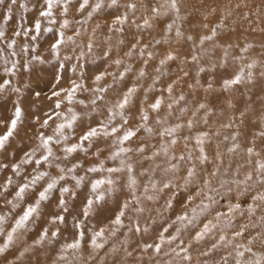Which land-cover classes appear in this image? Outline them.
<instances>
[{"label":"rangeland","instance_id":"1","mask_svg":"<svg viewBox=\"0 0 264 264\" xmlns=\"http://www.w3.org/2000/svg\"><path fill=\"white\" fill-rule=\"evenodd\" d=\"M169 1V9H171V6L175 5L176 11L178 10L182 12L178 21H183L184 25L189 26L190 29L188 32L181 33L179 30L175 31L169 27L171 19L160 21L156 18L152 20H148L151 17L148 19L145 18V15L157 11L156 5L152 0H118L115 6L112 5V0H102V7L93 13V17L89 20L87 25L83 23L84 18L87 16L88 12L92 11L97 0H92L91 3L88 2V5H86L82 11L80 10L79 5L83 0H53L50 9L48 8L47 0H15V2H13V0H2V2H0V78L11 80L9 86L0 90V131H3V123L11 116L17 103H19L24 109V119L22 124L17 129L16 134L8 144L7 148L0 152V183L5 180L7 175H12V173L10 171L8 172V170L2 167V165L7 163L10 167L13 163L22 160L25 154L34 148V145L30 144L34 142L35 135L37 134L33 118L39 116L43 119L45 112H47L48 115L52 114L50 109L54 108L53 102L62 98L63 93L60 96H53L52 94L57 90L71 87V79L67 78V70L70 69L73 64H75L77 68H79L81 64H83L85 68H93L102 64L108 71H116L117 73L125 71V68L130 65L133 71L126 77V82L121 85H113L114 92L112 90L108 91V96H111L113 93L115 94L113 95V98L116 102L120 98L122 91H126L127 87L132 86V77L136 75L137 69L142 67L146 71L145 77L135 81L138 85V81H143L144 79L147 80L149 76L147 68L156 58H161L162 56V58H167L169 55L174 57V59L169 61L165 68L151 74V92L154 91V98L158 96L161 97L159 89L163 87V81L164 87L173 84V81H178V83L173 85L172 90H176L177 93L181 92L185 94L186 96L183 97L185 99H183L180 104L173 103L164 110L162 108L163 105H161V108L157 111V115L153 117V114L148 107V103L144 99L135 95L133 103L129 105V108L126 111V115L130 121L129 126L134 127L141 122L142 112L147 110L149 114L147 125L153 129L151 135L144 133L142 129L138 132L139 144L136 143L138 138V136H136L130 143L123 145L124 147L133 149L128 153L126 157L127 161L135 162L138 166H141L139 161L144 160L146 166H148V162L153 161L160 167L164 166L166 168L167 166L170 167L169 163H177V160L181 156H184L185 160L191 156L192 161H198L201 165L202 156H207V159H209L208 161H213L215 159V151L218 152V149L220 151L224 146V144L219 143L221 139L217 142L218 136L214 135L213 132L216 131L221 137L222 135L225 136L228 130L231 131L232 129H240L247 126L246 123L243 124V122L237 124L234 120V116L232 118L231 116L225 118L224 113L221 111L218 113V120L221 122L222 127L221 124L217 125L219 127L215 128L214 126H207L202 132H198L197 129L193 127V129L189 130L190 134L188 136L183 135L182 131L184 125L190 124L189 119L192 115L195 114V118L198 117V114L195 113L194 110L200 99L197 97L195 100V94H203L204 96L202 98L204 101H208L212 104L213 110L219 108L218 106L222 104L223 106L226 104H235V102L241 98L242 92H240V84L243 78H247L250 81L256 80L254 78L260 73L258 70H262V68L260 69L258 66L254 65V62L258 60L257 58H261V52L259 53L258 48H256V42L252 43L248 38L250 35V32L248 34V31H250L251 28L252 31L258 30L255 31L258 33L257 37L261 36V24L259 23L264 20L263 14H260V17H257L255 21L252 19L254 16L253 13H255L254 9H256L254 3L257 0H238L237 2H234L231 7L228 6L229 3L223 0H186L187 3L191 4V8L194 7V4L198 5V10L195 15V24H191L189 21V11L187 10V7L182 8L178 6L177 3H171L172 0H166V2ZM158 2L163 3L162 0H158ZM130 4L135 5V8H130ZM45 9H48L51 12V15H41V12ZM217 9L220 13L222 11L224 12V10H229L228 13L231 11H238L235 13L236 17L232 16L229 19L227 16L224 18V14L221 15L222 13L218 14ZM115 17H126L127 19L125 23L118 24L114 19ZM65 20L68 21L67 28L64 27ZM36 21H39L40 23V32L37 34V39L33 40L31 38L33 32L28 31V29ZM231 22L234 23L235 28ZM96 23H100L101 28L94 32L93 27ZM219 26L221 28H219ZM238 27L240 33H242V30L245 31L242 35L244 34L246 37L245 39H242L243 36L241 35L239 42L237 43L232 41V33L230 35L227 34L228 36L226 35V39L224 38L223 40L226 47H223L224 50L221 49L219 67L222 65L225 66L228 62L225 56V48H230L234 51L237 48L239 50V55L242 54V59H234V57H232L229 62H231V65L233 63L234 65H244V69L246 70H244L245 73L243 72L240 75L235 76L233 73H228L227 71L226 73H223L222 79L217 71L214 70L209 73H203L201 68L193 70L192 65L198 64V60L207 62L205 56L206 43L213 44L214 42L212 41H217V46L214 49L213 54L209 53L210 57L215 59L216 56H218L217 52L221 48L218 40L222 33H224V30L225 32L228 30L229 33V31L238 29ZM45 29H51L52 33L46 32ZM78 29L83 32V35H80V37L77 38L78 42L82 43L85 40H91L94 44L93 52L86 53L84 57L77 59L79 52L84 49L73 46L65 47L62 50V55L60 56L59 61L53 62H56L57 67L60 62H63L66 78L59 79V82L53 85L49 83L53 77L49 76L46 72V67L51 66L52 63V61L49 60L47 53H45V56L40 60H34L33 57L37 55L41 56L44 51L43 42L47 40L49 35L63 32L65 37H67L68 35H72L74 30ZM156 31L159 34H156ZM184 35L188 38H194V42L190 43L184 41ZM161 37H163L162 46L164 47V50H160V42H158V38L160 39ZM12 42H14V47L9 46ZM196 44L197 47L194 49ZM25 47L28 48L27 52L25 51ZM32 48H36L37 51L34 53L31 51ZM106 49H111L107 60L102 59V51L105 52ZM129 50H131L133 54L131 56H124L123 53ZM85 51L87 50L85 49ZM181 53H183L182 56H177ZM233 54H235V52ZM65 55L70 58L65 60ZM116 58H120L121 60L126 61V63L120 65L118 69L114 64L108 63L109 60ZM21 65H23V67ZM13 66H15V74H9L8 70L13 68ZM61 73H63V69H61ZM185 73H187V75H184ZM192 75L194 76L192 77ZM71 78H74V76ZM107 79L109 80L111 78L107 77ZM225 81H228L229 83L226 85ZM101 84H103V82ZM149 85L150 84H148L147 87ZM16 89H20V91L18 92ZM40 89H44L42 95L36 99H32V93ZM171 95H175V93L171 92ZM207 95L213 97L212 99L210 98L211 101L209 98H206ZM49 96L52 97L51 100L48 99ZM77 96L78 98H83L80 94H77ZM154 98H152L151 95L150 102ZM249 104H252L251 99ZM101 110H104V108L100 107V111ZM77 111H82V109L77 107ZM97 115L98 114L91 117V119H88L89 125L92 123V119H99V116ZM211 115H213V111H207L203 119H210ZM215 116L216 115L211 118L215 120ZM117 119H119V117H117ZM81 120H85V118L83 117ZM117 123H119V120H117ZM78 125L79 122L76 125L74 133L81 135L82 132L80 131V128H77ZM177 125H179L178 128ZM168 128H176L177 130L175 133L169 134L165 131ZM141 134L143 135V140L146 139L147 142L149 141V145H147L148 147L142 144L143 140L140 142ZM253 136L256 137L259 143L256 144L253 141L249 142L250 157L252 154L254 156V162H256L257 165H261L264 164V135H256V133L252 131L250 140ZM191 138L193 140L192 143L190 141ZM197 138L202 139L204 141L203 144H198ZM109 145L110 144L101 137L94 142L93 147L105 146L106 150H110V147H107ZM161 145L168 146L169 151L167 153L162 152L160 150ZM138 148H143V151L137 152L136 149ZM201 148L203 149V152L200 151ZM154 152L158 154L153 155ZM184 162L185 161H181L182 164ZM119 163L120 160L118 159L117 161L112 162L109 166L114 165L117 167ZM22 167L24 168L22 169L21 176L14 177V184L22 182L24 177L30 176L33 172L31 166L22 165ZM142 172L143 170L138 167L134 170L132 175H135L136 177L137 174L139 175ZM200 173L201 176H203V181L205 177L209 176L206 171L200 170ZM254 173L255 172L243 173L245 181L242 189L244 188L248 177L251 176L252 178ZM96 175L97 178H100L101 174ZM105 176L114 181L120 180L117 178L116 173H113L110 176L105 174ZM153 178L157 179L159 176L153 175ZM139 180L141 179L138 177V188H140ZM122 183L127 190L131 192L128 188L129 184ZM37 187L39 188V185ZM85 187H87V185ZM113 187H115V185L105 184L102 186L101 191ZM141 191V189L139 192L137 191V195H140ZM147 194L151 193L149 192ZM105 195L107 197L109 193H105ZM208 195L212 196L213 194L212 192H209ZM58 196V191H53L50 200L44 202L41 205L39 212L34 214V218L29 223H26V229L18 230L15 235L14 243L4 255H0V264H8L9 260H12L13 264H53V262H55V264H67V262L70 264H80L83 257L92 252L93 247L90 243L86 244L81 241L79 237L73 240L75 231L81 230L75 229V224L79 221H82V227L88 230V235H91L93 231H96L101 226L105 228L104 236L97 241L104 246L96 249L99 254L95 259L90 261V264H97L101 256H104L103 264H124V261L120 256L121 254L125 255V248L128 252L132 253V256L127 257L128 264H151L161 256V253H154V256H149L148 254L152 252V249H149L146 252L147 255H145V251H143L141 246L146 241L152 242L157 238L161 228L168 223L169 218L173 216L176 208H174L171 215L165 214L163 219L157 216L155 210L151 213H136L128 211L124 221V227L116 232V236L109 239L110 233L106 230V226L108 229L112 227L110 221L114 213L111 211H105L99 214H89L87 217L81 216L82 203L86 198L84 193L79 200L76 199L72 202V207L69 209L70 215L67 214L68 219L65 224H51L49 222V217L61 211L52 203L53 200L57 203ZM258 197L255 200L240 198L239 201H236L242 206L240 211L235 214H230L238 217L239 215L241 216L240 212H243L242 216H261L263 210L260 209L257 204ZM12 198L13 197L0 195V214L6 215V222L0 225V231L3 232V235H0V242H2L4 236H6L8 231L14 226L16 217L22 214L23 209L27 207L26 202H21L20 206L16 208L15 211H12L7 203V200ZM218 198L219 197H217V199ZM26 201H31L30 194L26 197ZM219 204L223 205L224 208H227L229 211L228 206L233 203H231L229 198H225L220 199ZM248 205L252 206L254 212L246 211V206ZM132 207L135 208L137 206L136 204H133ZM212 218L213 216H209L210 220ZM138 225L141 229L139 232L136 231ZM145 226L149 227L150 230L148 232L143 231ZM57 228H59L61 235L59 237H51V242L55 244L56 248L44 249L38 256L36 255L37 257L35 256L32 260L21 263L19 253L22 250L27 248V252H35L33 249L37 246L46 247L50 245L51 242H49L48 238H44L39 243L35 242L41 229L55 230ZM129 228L131 229V231L128 232L129 243L127 245L120 243V250L116 253V255H119V258H116L115 254L112 253L105 256V253L111 248L113 242L116 241V238L120 237L122 240L124 236L123 234L128 231ZM221 230L224 231L226 228L221 226L220 229L210 234L213 235L215 232L219 233ZM117 234H120V236H117ZM181 239L184 241V246H187L189 242L188 233H184ZM143 241L145 242L143 243ZM176 242H179V248H182L180 240H177ZM72 243H81L82 247L71 248L67 246ZM159 243L161 245H168L164 241H159ZM196 245L197 244H194L192 247H195ZM192 247L189 250H191ZM133 249H135V251H133ZM56 252L62 254L61 256H64V259H58V253Z\"/></svg>","mask_w":264,"mask_h":264},{"label":"snow or ice","instance_id":"2","mask_svg":"<svg viewBox=\"0 0 264 264\" xmlns=\"http://www.w3.org/2000/svg\"><path fill=\"white\" fill-rule=\"evenodd\" d=\"M2 2V0H0ZM15 2V0H13ZM89 0H83V2L79 5L80 10L82 11L86 5H88ZM118 0H112V5L115 6L117 4ZM53 3V0H47L48 8L50 9L51 5ZM102 7V0H97V3L92 8V11L88 12L87 19L91 20L93 17V13L98 11ZM130 8H135V5L130 4ZM66 10V9H65ZM41 15L48 16L51 15V12L48 9H45L41 12ZM115 21L118 24H123L126 22V17H115ZM86 21L84 20L83 23ZM64 27H68V21H64ZM51 31V29H45ZM120 30V29H117ZM28 31L33 32L32 39H37V34L40 32V23L39 21H36L31 25V27L28 29ZM80 37L79 30H74L72 35H68L65 37V34L63 32H58L56 34V38L53 41V44L50 46L55 50L54 54L57 57H60L62 55V50L67 46H73L78 47L81 49H84L79 52L80 57H84L86 53H92L94 49V44L91 40H85L82 43L78 42L77 38ZM10 47H14V42H12ZM85 49L87 51H85ZM25 51H28V48L25 47ZM31 51H36L35 48H32ZM111 49H106L105 53H110ZM133 53L132 51H129L128 55L131 56ZM70 57L64 56V59L67 60ZM34 60H39V55L33 57ZM168 60L174 59L173 56L169 55L167 57ZM118 65H122L123 61L120 58H116L114 61ZM160 63L163 65L166 63L165 60H161ZM23 67V65H21ZM58 67H61V65H58ZM75 70V68L73 69ZM9 74H15V66L13 68L9 69ZM133 71L132 67L128 65L125 68V71L116 73L117 76L120 78V84L124 83L126 80V77L129 73ZM137 79H142L146 75V71L143 69H137L136 70ZM104 79V76L101 74H97L95 76V81L99 83ZM229 82L225 81V84L227 85ZM11 84V80L0 78V90H3L7 86ZM79 88V85L75 83V81L71 82V87L67 89H60L53 93V96H60L63 93L64 97V104L65 105H71L73 103L79 104L81 107H87L89 118L93 117L94 115L99 113L100 107L103 105L105 116L103 119L97 120L94 125H91L89 128H87L85 131L87 135H85L84 132L79 137H76V143H69L68 146L64 149V151L67 152H77L78 151V145H82L84 147L87 146L89 142V137H95L97 134L103 135L105 132L109 136H116L120 143L126 144L130 143L138 134V132L142 129L149 135L153 133V129L151 127L147 126V121L149 120V114L148 112H142L141 115V122L138 123L136 126H129L130 121L128 116L126 115V111L129 108V105L133 103V99L137 93V89L133 86L127 87L126 91H123L120 94V98L115 102L112 103L111 101L105 100V95H101L100 93L107 94L108 89L104 87L103 84H100L99 87H94L93 91L97 93V97H89V103L85 104V101L83 98H78L77 95H75L77 89ZM167 92L171 94L172 87L171 84L167 86ZM16 91H20V89H16ZM33 95H36L35 92H33ZM183 99V97H181ZM163 103V100L161 97H155L150 102V108L152 111H159L161 108V105ZM55 107L60 108L61 103L59 101H56ZM201 108L204 107L203 104L200 105ZM68 111L72 113L71 116H65L61 124H59L58 127V135L66 133L68 129H72L73 132H75L76 125L78 122L84 117V113L78 112L75 109L69 108ZM119 117V119H117ZM24 119V109L23 107L17 103L16 106L13 109V112L11 116L7 119L6 122L3 123V131H0V152L4 151L8 144L13 139L14 135L17 132V129L20 127ZM117 120H119V123H117ZM45 126L49 123V120L47 117H45L44 121L42 122ZM176 128H168L165 131L169 134H173L176 132ZM38 139L40 143L37 147L33 148L30 152H27L24 156V158L18 162L13 163L10 167L7 163L3 164L2 167L10 171L12 175H7L5 180L0 183V193L2 195L13 197L12 199H8L7 203L12 209V211H15L16 208L20 206L21 202H26L27 207L23 209L22 214H20L18 217H16L14 226L8 231L7 235L4 236L2 242H0V255H4L10 246L14 243L15 235L18 232V230L26 229V223H29L33 218L34 214H37L39 212V209L41 205L50 200V193L53 191H58L59 196L57 198V206L60 207V212L55 213L54 215H51L49 217V222L51 224H65L67 222L68 216L67 213L70 211L67 204H68V197H75L78 195V193H73L71 190V187L67 186L65 181L67 180V177L62 175V169L56 165V163L53 160V152L56 151V141L53 137L48 136L47 133L43 131V128L40 130L38 134ZM64 139H67V136H64ZM203 140L197 138L198 144H203ZM174 143V142H173ZM139 150H142L138 148ZM162 152L167 153L169 151L168 147L165 145H161ZM131 149L124 147L120 149L119 151L115 152L112 156V159H117L121 156V152L128 153ZM201 152H203V149H200ZM158 154V153H157ZM181 160H183V156L180 157ZM207 160V156L201 157V162H204ZM120 164L124 165L127 170H130L132 173H134V166L130 163L125 164V160L123 158L120 159ZM23 166H31L33 169V172L30 176L24 177L22 182L18 184H14V177L21 176ZM261 169H264V164L260 165ZM177 166L175 164L172 165V169L170 170H176ZM51 170V178L50 172ZM54 170V171H53ZM109 172H118L122 171V168H109ZM70 171H75V169H70ZM90 171L97 172V168H92ZM187 175L191 177L193 175L194 170L193 169H187ZM248 179H251V176L248 177ZM129 186L132 191H135L136 185H137V179L135 175H131L128 177ZM71 184L72 186H79L83 184V180L78 178L77 176H74L71 178ZM114 185L115 181L113 179H97L95 183L89 182L87 187L90 189V191L94 194L93 196H86L85 198V205L87 208H91L94 204L97 202H103L106 198L105 193H110L113 191V188H106L103 191H101V188L103 185ZM39 185V188L37 187ZM153 191L155 189L153 188ZM145 192H147V188H145ZM65 193L67 195H65ZM31 195V201H26V197ZM147 199H152L151 194H148L146 196ZM253 200L257 199V197H252ZM259 200L264 201V195L258 197ZM205 201H208V203H205ZM129 202H123L121 203L117 211L113 214L111 218V225L112 227L108 229L109 233L112 235H116V232L119 231V229L124 227V221L128 212ZM135 204L136 208L140 213L143 212V207L140 204V199L137 196L135 198ZM216 202L214 198L211 195H206L203 199H201L199 204H191L189 202V206L182 212L174 213L173 216L169 218V221L166 225H164L161 228L160 233L158 234L157 238L153 240L152 242H145L142 244L143 251L147 252L149 249H152L154 253L159 254L162 250V246L159 243V241H164L167 244H171L173 241L180 240L182 245V251L185 253L184 259L187 261H191V255L189 254V249L194 244H199L203 241H205L206 237L221 228L223 226L224 228H231L232 226V218L226 213H223L219 211L217 207H215ZM240 203H233L229 204V212L232 214H235L236 212L240 211L241 209ZM246 211L248 212H254V209L251 205L246 206ZM212 213H215V216L210 220L209 216H212ZM87 210L86 208L81 209V216H86ZM241 215H243V212H240ZM10 215V213H9ZM264 219V217H262ZM6 222V215L0 214V225ZM75 229H81L80 231H75L73 240H75L77 237L80 238L81 241L84 243H90L93 248L99 249L102 248L104 245L101 243H98V239L103 237L105 234V228L103 226L99 227L96 231H93L91 235H88V230L83 228L80 223H77L75 225ZM139 225L136 228V231H140ZM150 229L148 226H145L143 228L144 232H148ZM184 233H188L189 242L187 246H184V241L181 239L182 235ZM0 235H3V232L0 231ZM61 235L59 228L55 230H49V229H41V231L38 233L35 242L39 243L44 238H48L51 242V237H59ZM234 236L242 237L244 236V232L240 230H236L233 232ZM227 239L224 232L221 230L219 235L217 236V241H225ZM212 245H215L217 248L219 246L218 243L214 242ZM71 248H80L82 247L81 243H72L67 245ZM28 251V249H24L19 253V257H23L24 254ZM212 254V251L206 250L203 255L209 256ZM238 255L243 256V253H238ZM63 257H61L62 259ZM226 261V257L223 258ZM239 264V262H237Z\"/></svg>","mask_w":264,"mask_h":264},{"label":"bare ground","instance_id":"3","mask_svg":"<svg viewBox=\"0 0 264 264\" xmlns=\"http://www.w3.org/2000/svg\"><path fill=\"white\" fill-rule=\"evenodd\" d=\"M91 1L92 0H89L90 3ZM162 1L163 3H159L158 0H152V2L156 5L157 11L152 12L148 15H145L146 16L145 18L148 19L149 17H151L148 20H152L156 18L160 21H164L165 19L166 20L171 19V21L169 22L170 24L169 27H171L175 31L179 30L181 33L188 32L190 29L189 26L184 25L183 21H180V22L178 21L179 17L182 15V12L178 10L176 11L175 5L171 6V9H169L168 5L170 1L169 2H166V0H162ZM223 1H226L227 3H229L228 6L231 7L232 4L234 2H237L238 0L236 1L223 0ZM171 3L173 4L177 3L178 6L182 8L187 7L188 8L187 10L189 11L188 18H189L190 23L191 24L196 23L195 15L198 10V5L194 4L195 8L194 7L191 8V4L187 3L186 0H172ZM254 5H255L254 7H256L257 10L254 9L255 11V13H253L254 16L253 17L250 16V17H252V19L255 21L257 17H260V14H263L264 16V0H260V1L257 0L254 3ZM237 11L235 12L231 11L230 13H228L229 10H224V12L222 11L221 12L222 14H221L219 10L217 9L218 14H221V15L224 14L223 15L224 18H226L227 16L229 19L232 16H235L236 15L235 13ZM241 13H242V9H241ZM231 24L234 26L233 22H231ZM259 24H261V29H260L261 36L257 37L258 33L255 31H258V30L252 31V28H251V30L248 31V34L250 32V35L248 36L249 40H251L252 43L256 42L255 46L256 48H258L259 53L261 52V55H262L261 58H257L258 60L254 62V65L258 66L260 69L262 68V70H258V72L260 73H258V75L254 78L256 80L250 81L247 78H243L240 84V92H242V94H241V98L238 100L239 102L236 101L235 104H228V105L226 104L224 106L222 104L218 106L219 108H215L214 110L212 108V104H210L208 101L207 102L204 101V99L202 98L204 96L203 94L201 95H199L198 93L195 94L194 95L195 100L197 99V97H199L200 99L198 102V105L195 107V110H194V112L198 114V117L195 118V114L192 115L189 119L190 124H186L182 128L183 135L188 136L190 134L189 130L193 129V127H195V129H197L198 132L204 131L203 129L207 126H214V128L219 127L217 125L221 124V122L218 120V113H220L221 111L222 113H224L225 118L230 117V116L232 118L234 116L235 118L234 120L237 124L241 122H243V124L246 123L247 126L245 128L234 129V130L232 129L231 131L228 130L225 136L222 135L220 137V135H218L217 132L214 131L213 134L218 136L217 142L221 139L219 143L224 144V146L222 147L220 151L219 149H218V152L215 151L214 153L215 159L213 161L212 160L208 161L209 159H207L206 161L202 162L201 169H200L208 173L209 176L207 178H209L210 182L214 180L213 187L219 189L221 185H223L225 188L234 190L229 197L231 203H237L236 201H239L240 198L251 200L252 197H258V196L264 195V169H261L260 165H257V163L254 162V156L251 154V157H250V153H249V144H250L249 142L253 141L256 144L259 143V141L254 136L250 140L252 131H254L256 135H259V134L264 135V65H263L264 64V20L263 22H260ZM239 27L238 29H233L232 31H229V33H228V30L226 32L224 30L225 36H224V33H222L221 37L218 40L220 42L221 48L217 52L218 56H216L215 59H213V57H210L209 53L213 54V51L217 46V41H212L214 42L213 44L206 43L205 56L207 58V62L198 60V64L192 65L193 70L201 68L203 73H209L210 71L214 70V71H217V73L220 75L222 79H223V73H226L227 71L228 73H233L235 76L243 73L245 70L244 65H240V64L234 65V63L231 65L230 64L231 62H229L231 61L230 59L232 57H234V59H240V60L242 59V54H240L241 55L240 57L239 50L237 48L235 51L230 48H225L226 50L225 56L228 62L225 60L227 62L225 66L222 65L219 67L220 65L219 61L221 59L219 58V56L221 54V49L224 50L223 47L225 46L223 40L224 38L226 39V37L232 33V41L238 43L239 38L241 37L242 33L245 32L242 30V33H240ZM219 28L221 27L219 26ZM155 33L159 34L157 31ZM242 36H243L242 39H245L246 36L244 34ZM183 38H184V41H187L190 43L194 42V38H188L186 35H184ZM158 42H160V50H164V47L162 46L163 37H161L160 39L158 38ZM196 47H197V44L194 46V49ZM234 52L235 54H233ZM182 55L183 53L178 54L177 56L180 57ZM162 57L156 58L150 64V66H148L147 71H148L149 76L147 80L144 79L143 81H138L139 87L137 88L136 95L139 98L144 99L148 103V106L150 104L151 95H152V98H154V91L151 92V87H150L151 82H152L151 74L157 72V69L161 70L165 68L170 61L167 58H162ZM162 59L166 61V63L163 65L160 63ZM190 70H191V67H190ZM193 76L194 75H192V77ZM148 84L150 85L147 87ZM162 84H163V87L159 89V91L161 94V98L163 100V103H162L163 110L169 107L173 103L180 104L181 101L185 99V98L181 99V97H185L186 95L181 92L177 93L176 90L175 91L172 90V93H175V95L168 94V92L166 91L167 86L164 87V81L162 82ZM112 91L114 92V90ZM101 95H105L106 101H111L112 103H115V100L113 98V95H115L114 93L111 94V96H108V92L107 94H101ZM206 98H209L210 100V98L212 99L213 97L207 95ZM250 99L252 102L251 105L249 104ZM201 104L204 105L203 108L200 107ZM102 108H104L103 105H102ZM207 111L209 112L213 111V115H211V117L216 115L214 117L215 120H213V118L211 117L210 119H207V120L203 119ZM150 112L153 114V117L157 115V111H152L150 109ZM97 116H99L98 120L103 119L105 116V111L101 110ZM96 121L97 120L92 119V123L90 124V126L94 125ZM83 124H84V120H80L77 128H81ZM221 127H222V124H221ZM143 132L146 133L145 131ZM137 136L138 138L136 140V143L139 144V133ZM114 137L110 136L106 141L110 144L111 140ZM140 139H141L140 140L141 142L143 140L142 134L140 136ZM190 141L191 143L193 142L192 138ZM30 144L35 146L34 142ZM142 144H144V146H147L149 145V141L147 142V140L144 139L142 141ZM189 146H190V143H189ZM128 153H126L122 157L125 160V164L131 163L134 166V170L139 167V169H142L144 173V175L137 174L136 176L137 184H138V177L141 179L139 180L140 188H138L137 185L135 186L138 192L140 189L143 190V188L146 186V183L149 178L148 176L149 172H151L152 175H158L160 178L161 173L163 169L165 168L164 166L160 167L158 164H156L153 161L148 162V166H146V162L144 160L139 161V163H141V166L140 165L138 166L135 162L127 161L126 157ZM172 164H176V163L175 162L169 163V166H171ZM117 167H120L123 169L121 172L116 173L117 178H119L122 182L129 184L128 177L132 175V172L129 173L127 168L124 165H121L120 163L118 164ZM145 170H148V171L145 172ZM249 172L251 173L255 172V173L251 179L246 180V184L244 188L242 189V186L244 185L243 183L245 181V179L243 178V173H249ZM199 177H200V183L202 185L204 181L202 180L203 176H201V173L199 174ZM128 188L131 190L130 186ZM77 193H78L77 199L79 200L81 198V195L83 196V192H77ZM240 193H243V195H239ZM257 202H258L257 204L259 208L263 210V214L261 216L251 215V217H247V216L239 215L238 217H235L234 215L230 214L227 208H224L223 205L221 204L215 205V207H217L219 211L228 214L229 216H231L233 220L231 228H226V230L223 231L227 237L225 241H217V236L219 235L220 232L219 233L215 232L213 235L209 234L206 237L205 241L197 244L195 247H192V249L189 250V254L191 255V261H187L184 259L185 253L182 251V248H179L180 243L173 241L171 245L170 244H168L167 246L161 245L162 246V250L160 252L161 256L159 257L158 260H156L154 263H151V264H157V262H159V264H217L218 261L220 262V264H237V262H239V264H249V262L250 264H264V219H262V217H264V201L258 199ZM199 203H200V198L197 197L195 204H199ZM205 203H207V201H205ZM179 212L180 211L176 209L175 213H179ZM212 216L214 217L215 213H212ZM236 230L243 231L244 236L242 237L234 236L233 232ZM117 236H120V234H117ZM253 237H255V239H253ZM250 240H252L251 243H249ZM145 241H143V243ZM146 242H149V241H146ZM214 242L218 243L219 246L212 251L211 255L209 256L203 255V253L206 250H208V247H211V245ZM51 248L52 249L56 248L53 242H51L50 245L46 247L37 246L35 249H33L35 252H26L24 256L21 257V263L28 262L32 260L33 258H35L36 255L38 256L41 253V251H43L44 249H51ZM56 253H58L57 254L58 259H61V257H63L61 260L64 259V256H61L62 254H60L59 252H56ZM238 253H243V256L238 255ZM153 254H154V251L152 250V252L148 255L152 256ZM115 256L116 258H119V255L115 254ZM123 256L124 255L121 254L120 257L122 258ZM225 257L227 258L226 261L223 259ZM67 264H70V263L67 262Z\"/></svg>","mask_w":264,"mask_h":264},{"label":"clouds","instance_id":"4","mask_svg":"<svg viewBox=\"0 0 264 264\" xmlns=\"http://www.w3.org/2000/svg\"><path fill=\"white\" fill-rule=\"evenodd\" d=\"M84 20L86 21L84 24L87 25L89 22L87 16L84 18ZM100 28H101V24L96 23L93 27V31L95 32ZM46 32L52 33V30L51 31L46 30ZM79 32L80 35H83V32L81 30H79ZM55 38H56V34H51L48 36L47 40L43 42L44 51L42 52L41 56H39L40 59H42L45 56V53H47L49 60L52 61L51 66L46 67V72L49 76L53 77V79L49 81V83L53 85L58 83L59 79L66 78L65 66L63 62H60L59 64L61 65V67L56 66V62L59 61L60 57H57L54 54L55 50L50 47L53 44ZM36 51H34V53ZM129 51L123 53V55L129 56L128 55ZM109 55H110L109 53H105L102 51V59L107 60ZM114 61L115 59H112L109 60L108 63L114 64L118 69L120 65L116 64ZM123 63H126V61H123ZM74 68L75 70H73ZM61 69H63V73H61ZM140 69L143 70L142 67ZM157 71H159V69H157ZM116 73H117L116 71H108L105 68V66L102 64L97 65L96 67L93 68H85L83 64H81L79 68H77L76 65L73 64L71 68L67 70V78H70L71 82L75 81V83L79 85V88L77 89L75 95L80 94V96L83 97L85 104H88L89 97H97V93L93 91V88L99 87L102 82L104 87H106L108 91L113 90V85H121L119 82L120 78L119 76L116 75ZM97 74H101L104 76V79L99 83L95 81V76ZM184 75H187V73H185ZM73 76L74 78H71ZM107 77H110L111 79L108 80ZM136 80H138L137 75L132 77V86L137 89L139 85L135 83ZM176 83H178V81H173L171 87H173V85ZM42 92H44V89L35 91L36 95H33L32 93V99H36L37 97H40L42 95ZM48 99L51 100L52 97L49 96ZM56 101H59L61 103L60 108L55 107ZM56 101L53 102L54 108L50 109V111L52 112L51 115H48V113L45 112L43 119H41V117L39 116L33 118V123L36 125V133H37L34 138V144H35L34 148L37 147L38 144L40 143L38 139V134L40 130L43 128V131L47 133L48 136L53 137L54 140L56 141L57 150L53 152V160L56 163V165H58V167L63 170L62 175L67 177V180L65 181L66 185L71 187L73 193L83 192L85 196H93L94 194L90 191L88 187L85 186L88 185L89 182L95 183L97 179H102V180L108 179L105 176V174H108L109 176L113 174V172H109L108 170L109 168H119L114 165L113 166H109V165L112 164V162L117 161L118 159L120 160L125 155V153L121 152V156L119 158L112 159V156L115 152L124 148L123 146L124 144L120 143L117 137L112 136L114 138L111 140L110 145L107 146L110 147L111 150H106L105 146L94 148L93 144L97 139L102 137L104 140H107L110 137L105 132L103 135L98 133L97 136L95 137H89V142L87 146L84 147L82 145H78V151L75 153L64 151V149L68 146L70 142L76 143L75 138L80 136L75 134L72 131V129H68L67 132L63 134L60 135L57 134L58 133L57 126L61 124L64 117L66 115L67 116L72 115V113H70L68 109L71 108L77 110V107L82 109V111H78V112H82L85 114L84 115L85 120L83 126L80 128V131L84 132L85 135H87L85 130L90 127L88 123L90 114L88 113L87 107H81L79 104L73 103L71 105H65L64 97L59 98ZM148 107L150 108V105ZM144 112H147V110H145ZM45 117H47L49 120V123L46 126L42 123ZM178 127L179 125H177V128ZM65 135L67 136V139H64ZM140 149L142 150L136 149V151L142 152L143 148ZM132 150L133 149H131V151ZM156 154H157L156 152L153 153V155ZM57 161L59 162L57 163ZM181 161H185V162L182 164ZM172 165L170 167H166L163 169L159 179L153 178L152 173L149 172L148 181L144 189L141 191L140 195H137V188L135 189V191L131 190V192H129L120 180H116L114 184L115 187H113L114 190L109 193V195L104 199L103 202H97L91 208H87L85 203L84 202L82 203V208H86L88 213L85 217H87L89 214H93V213L99 214L105 211H111L112 213H115L117 211L118 206L121 203L129 202V201H131V203H129L128 211L140 213L136 207L135 208L132 207V205L135 204V198L138 196L140 199V204L143 207L142 213H151L153 210H155L157 216L163 219L165 214L171 215L174 208L182 212L189 206V202H191V204L194 205L197 197H199L201 201V199H203L208 194L209 191L212 192L213 194L212 197L214 198L216 205H219L220 199L229 198L231 193L234 191L232 189L225 188L223 185H221L219 189L213 187L214 180L210 182L207 177L204 178V182L201 185L200 177H199L201 163L198 161L197 162L192 161L191 156H189L187 160H185L184 156H183V160L179 158L177 160V163L175 164L177 166L176 170H170L172 169ZM92 168H97L98 171L97 172L90 171V169ZM190 168L194 170L193 175L191 177L187 175V171H186L187 169ZM70 169H75V171H70ZM147 171L148 170H145V172ZM49 172H50L49 178H51V171ZM119 172L121 171L115 173H119ZM128 172L131 173L130 170H128ZM77 174H78V178L83 180V184L79 186H72L71 178L77 176ZM96 174H101L100 178H97ZM140 175H144V173L142 172L140 173ZM145 188H147V192H145ZM153 188L155 189V191H153ZM149 192L151 193L152 196V199L150 200L146 198V196L148 195L147 193ZM52 193H50V198L52 197ZM0 195H2V193H0ZM65 195L67 194L65 193ZM239 195H243V193H240ZM217 197H219L220 199H217ZM76 199L77 196H75L74 198L68 197L67 206L69 209L72 207V202ZM52 203L55 205L57 209H60V207L57 206L55 200H53ZM67 214L70 215L69 212ZM77 223L81 224L82 221H79ZM106 230H108L107 226H106ZM130 231L131 229L129 228L128 231L124 233L122 240L120 237H117L116 241L113 242L111 248L108 250V252L105 253V256H107L109 253L112 254L118 253L120 250L119 247L120 243L127 245L129 243L128 232ZM113 236L116 235L109 234V239H111ZM253 239H255V237H253ZM251 242L252 240L249 241V243ZM215 248H216L215 245H211V247L208 248V251H213ZM133 251H135V249H133ZM98 254L99 253L96 251V248H93L92 252L89 255H85L83 257L80 264H90V261L95 259V257ZM145 255H147L146 252ZM129 256H132V253L128 252L127 249L125 248V255L122 257L124 264H128L127 257ZM103 261H104V256H101L97 264H103ZM8 264H13V261L9 260ZM53 264H55V262H53ZM157 264H159V262H157ZM217 264H220V262L218 261Z\"/></svg>","mask_w":264,"mask_h":264}]
</instances>
